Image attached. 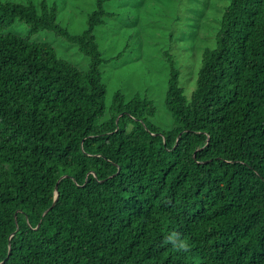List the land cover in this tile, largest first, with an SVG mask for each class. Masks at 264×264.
<instances>
[{
	"label": "trees",
	"instance_id": "1",
	"mask_svg": "<svg viewBox=\"0 0 264 264\" xmlns=\"http://www.w3.org/2000/svg\"><path fill=\"white\" fill-rule=\"evenodd\" d=\"M108 1L72 35L48 0H0V264H264V0L225 5L191 100L165 52L169 131L141 94L116 93L103 120Z\"/></svg>",
	"mask_w": 264,
	"mask_h": 264
},
{
	"label": "rangeland",
	"instance_id": "2",
	"mask_svg": "<svg viewBox=\"0 0 264 264\" xmlns=\"http://www.w3.org/2000/svg\"><path fill=\"white\" fill-rule=\"evenodd\" d=\"M34 2L41 0H20ZM59 8L58 19L72 35H81L88 27L89 15L96 9L97 0H48ZM230 0H109L106 8L112 13L104 25L96 29L97 42L106 63L103 81L107 85V112L110 117L116 93L126 102L137 94L147 96L157 109L153 123L165 131L175 127L166 106L170 65L169 52L181 69V86L191 100L202 51L214 48L217 19ZM22 37L30 36V29L17 21L9 30ZM33 41L55 46L58 55L83 71L90 70L91 59L78 46L43 31ZM121 55L109 62L110 59Z\"/></svg>",
	"mask_w": 264,
	"mask_h": 264
}]
</instances>
